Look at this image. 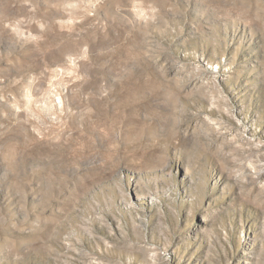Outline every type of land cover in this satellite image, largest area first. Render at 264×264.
<instances>
[{
    "label": "rangeland",
    "instance_id": "1",
    "mask_svg": "<svg viewBox=\"0 0 264 264\" xmlns=\"http://www.w3.org/2000/svg\"><path fill=\"white\" fill-rule=\"evenodd\" d=\"M0 264H264V0H0Z\"/></svg>",
    "mask_w": 264,
    "mask_h": 264
}]
</instances>
